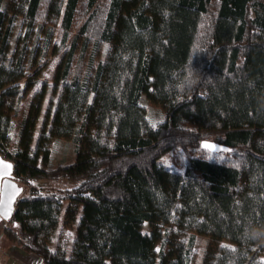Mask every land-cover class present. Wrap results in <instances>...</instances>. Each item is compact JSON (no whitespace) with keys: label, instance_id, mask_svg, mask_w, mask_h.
Returning <instances> with one entry per match:
<instances>
[{"label":"trees","instance_id":"trees-1","mask_svg":"<svg viewBox=\"0 0 264 264\" xmlns=\"http://www.w3.org/2000/svg\"><path fill=\"white\" fill-rule=\"evenodd\" d=\"M0 152L44 264H264V0H0Z\"/></svg>","mask_w":264,"mask_h":264},{"label":"rangeland","instance_id":"rangeland-1","mask_svg":"<svg viewBox=\"0 0 264 264\" xmlns=\"http://www.w3.org/2000/svg\"><path fill=\"white\" fill-rule=\"evenodd\" d=\"M25 29L22 28L21 32H23ZM58 36V35H57ZM58 38L56 37L55 40H57ZM60 55L59 54H53V47L52 50L49 51L48 56L44 59V62L47 63L45 71H44V76L43 79H47V80H51L53 78L56 66H57V62L59 61ZM142 103L147 107V111L148 114L150 116V118L154 121V122H159L162 121L163 119H165V111L164 109L158 105L153 103L150 98L148 97L147 94H144L142 96ZM13 147H15V145H11ZM77 149H76V142L72 139V138H61L59 140H56V142L54 143L53 146V151H52V157L51 160L53 162L54 165H58L61 162H74L76 160L77 157ZM195 154H199V153H195ZM214 156H218L221 157L222 154H214ZM168 158L170 159L171 162H175L177 163L179 160L177 159V154L176 153H170L168 155ZM39 184L41 185H45V186H49V187H65L68 186L69 184L66 182H62L59 180H41L39 181ZM68 202L65 203L63 211H62V215H61V221L63 222L64 218H65V212H66V208H67ZM2 224L0 223V243L6 247L8 245H15L14 243L8 241L2 234ZM77 225V224H76ZM62 227L63 225H60V227L58 228V230L56 231V235L55 238L58 239L59 234L62 232ZM147 229V226H146ZM72 237L70 238V241L73 239L74 233H75V228H72ZM207 237L204 236H199L198 237V241H197V247H196V258L193 262V264H201V256H202V252L204 249V246L207 243ZM55 247V246H54ZM3 249V248H2ZM1 252V249H0Z\"/></svg>","mask_w":264,"mask_h":264},{"label":"water","instance_id":"water-1","mask_svg":"<svg viewBox=\"0 0 264 264\" xmlns=\"http://www.w3.org/2000/svg\"><path fill=\"white\" fill-rule=\"evenodd\" d=\"M211 145V151H225L229 147L214 140L204 139L202 147ZM24 186L14 177V163L0 152V223L9 220L15 210V204L19 196L23 193ZM7 213V214H5Z\"/></svg>","mask_w":264,"mask_h":264},{"label":"crops","instance_id":"crops-1","mask_svg":"<svg viewBox=\"0 0 264 264\" xmlns=\"http://www.w3.org/2000/svg\"><path fill=\"white\" fill-rule=\"evenodd\" d=\"M0 249V264H44L39 255L28 252L18 245L4 247L0 243Z\"/></svg>","mask_w":264,"mask_h":264},{"label":"built area","instance_id":"built-area-1","mask_svg":"<svg viewBox=\"0 0 264 264\" xmlns=\"http://www.w3.org/2000/svg\"><path fill=\"white\" fill-rule=\"evenodd\" d=\"M5 149H6L7 152H12V151H14L15 147H13V146H6Z\"/></svg>","mask_w":264,"mask_h":264},{"label":"snow or ice","instance_id":"snow-or-ice-1","mask_svg":"<svg viewBox=\"0 0 264 264\" xmlns=\"http://www.w3.org/2000/svg\"><path fill=\"white\" fill-rule=\"evenodd\" d=\"M206 148H211L212 146L211 145H205ZM7 214V213H5Z\"/></svg>","mask_w":264,"mask_h":264}]
</instances>
